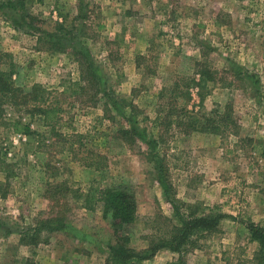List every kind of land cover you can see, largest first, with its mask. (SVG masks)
Returning <instances> with one entry per match:
<instances>
[{"label":"rangeland","instance_id":"obj_1","mask_svg":"<svg viewBox=\"0 0 264 264\" xmlns=\"http://www.w3.org/2000/svg\"><path fill=\"white\" fill-rule=\"evenodd\" d=\"M22 1L37 29L16 27L0 10V70L12 71L15 88L0 92V264H103L114 234L94 202L99 187L134 195L137 217L123 234L136 250L170 230L163 218L178 223L154 153L116 137L130 125L128 108L106 113L107 99L77 97L75 62L39 41L41 31L78 24L101 88L135 105L133 120L157 138L180 212L225 214L179 252L161 248L128 264H254L247 224L264 227V0ZM47 105L60 108L55 131L38 111ZM225 111L236 122L230 132L185 133L194 113L217 122ZM16 119L33 133H14ZM98 150L108 167L84 166ZM56 216L65 228L20 243Z\"/></svg>","mask_w":264,"mask_h":264},{"label":"trees","instance_id":"obj_2","mask_svg":"<svg viewBox=\"0 0 264 264\" xmlns=\"http://www.w3.org/2000/svg\"><path fill=\"white\" fill-rule=\"evenodd\" d=\"M0 10L3 14L10 16L16 27L26 26L37 29L33 24V16L26 13L22 0H0ZM84 29V24L72 25L70 27L59 26L53 31H41L42 36L39 37V41L53 52H64L75 62L78 69V79L74 82L76 88L72 90V93H75L77 97H85L87 101L94 104L99 99H107L102 103L103 111H106V113H110V110L114 109L119 113L125 114V109L128 108L129 116H126V118L130 125L128 127L117 128L116 137L129 146L139 141L143 142L149 149L148 152L154 153L153 157L157 158L156 162L158 163L156 167L158 182L162 187L165 198L172 206L174 217L178 221V223H171L170 219L163 218L170 224V230L163 232L157 237H153L144 249L136 250L129 246V237L123 234L124 226L134 222L137 217V204L134 195L126 188L120 186L97 188L94 202L101 205V214L103 218L108 219L114 234V243L109 245L108 254L103 264H128L133 261L144 260L152 257L161 248L179 252L195 233L216 231L220 220L225 214L216 211L214 215H195L189 213L184 216L180 212L163 157L158 158L157 138L149 134L145 126L140 127L133 120V117L140 112L135 105L119 100L107 92L105 88H101L94 59L83 38L85 36ZM11 77V70H0V92H14L15 88L12 80H10ZM38 111L42 114L45 125H49L51 130L55 131L53 122L58 118L60 108L56 105H47L44 108H39ZM193 117L186 124L185 133L194 130L210 133H223L225 130L230 132L233 129L234 123L236 125V122L228 111L220 113L217 122H215V117L211 118L209 115L204 116L194 113ZM9 125L14 133L24 135H31L33 133L29 123L16 119L9 122ZM232 131L235 133L237 130ZM87 152L90 157L88 156L83 159L84 166L93 168L94 170H103L108 167L107 157L100 150ZM1 165L2 160L0 159V168ZM65 225L66 223L61 216L40 220L36 226L29 228L22 234L20 243L24 245H36L39 242H45V238H41L42 230L51 233L62 230L65 228ZM247 228L251 239L258 243V248L254 253V264H264V227L251 222L247 224ZM26 264L33 263L26 260Z\"/></svg>","mask_w":264,"mask_h":264}]
</instances>
